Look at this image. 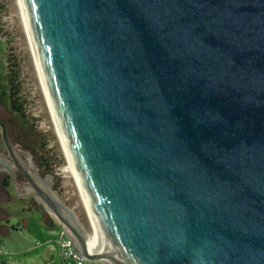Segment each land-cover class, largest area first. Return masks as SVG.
<instances>
[{"label": "water", "instance_id": "1", "mask_svg": "<svg viewBox=\"0 0 264 264\" xmlns=\"http://www.w3.org/2000/svg\"><path fill=\"white\" fill-rule=\"evenodd\" d=\"M17 3L99 244L0 122L15 196L87 262L264 264V0Z\"/></svg>", "mask_w": 264, "mask_h": 264}, {"label": "rangeland", "instance_id": "2", "mask_svg": "<svg viewBox=\"0 0 264 264\" xmlns=\"http://www.w3.org/2000/svg\"><path fill=\"white\" fill-rule=\"evenodd\" d=\"M17 68L26 102L28 122L9 114L0 98V116L19 161L29 173L55 192L81 222L89 236L93 226L75 178L66 169L69 163L54 122L35 63L17 0H0V92L5 87L7 69ZM37 119L36 121H31ZM45 144V146H44ZM0 153H7L0 135ZM52 162L53 172L39 169V157ZM21 186V185H20ZM22 187V186H21ZM22 187L19 193H24ZM35 200V199H34ZM36 200L20 199L8 188L0 190V260L8 264H63L58 245L59 231L42 224L44 208ZM40 212V213H39ZM42 215V216H41ZM42 220H41V219ZM84 264H101L85 261Z\"/></svg>", "mask_w": 264, "mask_h": 264}, {"label": "trees", "instance_id": "3", "mask_svg": "<svg viewBox=\"0 0 264 264\" xmlns=\"http://www.w3.org/2000/svg\"><path fill=\"white\" fill-rule=\"evenodd\" d=\"M5 83L6 84L4 89L2 90L1 97L4 98L9 111L12 114L17 115L19 116V118L23 119L24 123L27 122L29 124L28 115L26 114V108H25L26 102L25 99L22 97V88L19 80L18 70L17 68L14 69V65L11 68L7 69V73L5 76ZM30 119L31 121H35V119L33 120V118ZM48 159L49 158L45 156L39 157V169L45 173L53 172V168H52L53 164H51L52 162H50ZM57 186L58 185L54 186V190H56ZM29 201L35 202L33 199H29ZM44 216H45L44 223L46 224L47 227L52 228L56 226L54 221L49 217L48 213L45 210H44ZM0 264H8V263L5 260H0Z\"/></svg>", "mask_w": 264, "mask_h": 264}, {"label": "built area", "instance_id": "4", "mask_svg": "<svg viewBox=\"0 0 264 264\" xmlns=\"http://www.w3.org/2000/svg\"><path fill=\"white\" fill-rule=\"evenodd\" d=\"M35 121L36 123H39L37 119ZM58 245L60 248V256L64 264H84L85 260L74 251L72 244L66 237L63 229L58 237ZM3 253L4 251L0 248V255Z\"/></svg>", "mask_w": 264, "mask_h": 264}, {"label": "flooded vegetation", "instance_id": "5", "mask_svg": "<svg viewBox=\"0 0 264 264\" xmlns=\"http://www.w3.org/2000/svg\"><path fill=\"white\" fill-rule=\"evenodd\" d=\"M1 93H2V91L0 92V98L2 99V97H1ZM7 111H8V113L9 114H12L10 111H9V109L7 108L6 109ZM14 115V114H13ZM0 122L1 123H3L4 125H5V128H6V124H5V122H4V120L2 119V117L0 116ZM0 135H1V129H0ZM2 138V137H1ZM3 141V140H2ZM0 156H4V157H7V158H9V155H8V153H6L5 155H2L1 153H0ZM14 182H15V185H16V187H17V189H19V188H21L22 189V187L14 180ZM9 189L11 192H12V190H11V187H10V177H9V174H7L6 172H0V190H6V189ZM25 191V190H24ZM13 193V192H12ZM34 200V199H33ZM35 201V200H34Z\"/></svg>", "mask_w": 264, "mask_h": 264}, {"label": "bare ground", "instance_id": "6", "mask_svg": "<svg viewBox=\"0 0 264 264\" xmlns=\"http://www.w3.org/2000/svg\"><path fill=\"white\" fill-rule=\"evenodd\" d=\"M27 33V32H26ZM27 36H28V34H27ZM29 39V38H28ZM30 42V41H29ZM32 49V48H31ZM33 53V52H32ZM34 56V55H33ZM35 59V58H34ZM35 63H36V61H35ZM36 66H37V64H36ZM41 79V78H40ZM42 82V81H41ZM43 85V84H42ZM44 88V87H43ZM45 91V90H44ZM45 95H46V93H45ZM46 98H47V96H46ZM47 101H48V99H47ZM48 104H49V102H48ZM50 106V105H49ZM50 110H51V108H50ZM55 122V121H54ZM56 125V124H55ZM56 128H57V126H56ZM57 131H58V129H57ZM58 134H59V132H58ZM59 138H60V135H59ZM60 140H61V138H60ZM61 143H62V141H61ZM62 146H63V144H62ZM63 148H64V146H63ZM64 151H65V148H64ZM65 154H66V157H67V160H68V163H69V167L66 169V171L67 172H69V173H71L72 174V176L75 178V180H76V177H75V175H74V173H73V171H72V168H71V165H70V162H69V159H68V156H67V153H66V151H65ZM76 183H77V186H78V188H79V190H80V186H79V184H78V182H77V180H76ZM43 185L45 186V184L43 183ZM46 187V186H45ZM80 193H81V195H82V192H81V190H80ZM82 198H83V196H82ZM84 200V199H83ZM86 207V206H85ZM93 225V224H92ZM93 236L91 235V236H89V238H88V241L89 242H91V243H98L99 244V241H98V238H97V235H96V232H95V229H94V226H93Z\"/></svg>", "mask_w": 264, "mask_h": 264}, {"label": "crops", "instance_id": "7", "mask_svg": "<svg viewBox=\"0 0 264 264\" xmlns=\"http://www.w3.org/2000/svg\"><path fill=\"white\" fill-rule=\"evenodd\" d=\"M41 219V218H40ZM42 220V219H41ZM44 222V220H42V224H44L43 223ZM46 225V224H45ZM52 228H57V230L59 231V234H60V232H61V230H62V228L60 227V226H55V227H52Z\"/></svg>", "mask_w": 264, "mask_h": 264}]
</instances>
